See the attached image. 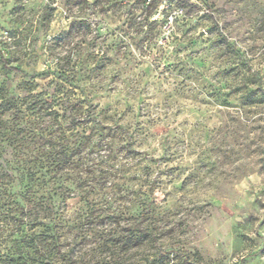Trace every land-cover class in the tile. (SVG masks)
<instances>
[{"label":"rangeland","instance_id":"1","mask_svg":"<svg viewBox=\"0 0 264 264\" xmlns=\"http://www.w3.org/2000/svg\"><path fill=\"white\" fill-rule=\"evenodd\" d=\"M0 87L86 100L106 128L78 150L101 190L65 211L95 222L1 203L0 264H35L46 227L56 264H264V0H0Z\"/></svg>","mask_w":264,"mask_h":264},{"label":"trees","instance_id":"2","mask_svg":"<svg viewBox=\"0 0 264 264\" xmlns=\"http://www.w3.org/2000/svg\"><path fill=\"white\" fill-rule=\"evenodd\" d=\"M87 127H91L90 130L106 129L96 106L86 100L73 101L69 97L33 91L19 99L9 96L0 87V204L15 210L14 215L8 211L5 220L95 222L92 212L82 218L77 215L71 218L73 220L65 215L68 200L95 196L94 191L101 190V183L94 180L92 167L85 166L82 173L77 172L83 167L80 164L82 158H78L79 151L84 144L90 145L91 137L85 136ZM75 130L74 137H80L76 146L74 141L68 140ZM79 130L80 135L77 134ZM92 147L95 145L91 146L90 152H83V156H87L83 158L91 165L101 166V162L97 160L95 164L89 158L94 153ZM98 177V181L105 182V177ZM24 181L26 185L21 202H18L12 197L10 188L14 182L22 184ZM152 206V202H144L138 216L141 222L154 221ZM112 217L113 214L109 216ZM48 232L50 228L46 227L33 244H44L40 251L35 247V264H54L57 260L58 236ZM151 235L149 227L145 226L138 236L130 232L127 243L131 247L148 245Z\"/></svg>","mask_w":264,"mask_h":264}]
</instances>
